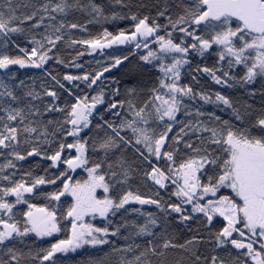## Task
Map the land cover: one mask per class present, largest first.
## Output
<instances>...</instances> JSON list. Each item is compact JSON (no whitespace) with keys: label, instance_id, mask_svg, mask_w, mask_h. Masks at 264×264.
I'll return each instance as SVG.
<instances>
[{"label":"snow or ice","instance_id":"6c2138e0","mask_svg":"<svg viewBox=\"0 0 264 264\" xmlns=\"http://www.w3.org/2000/svg\"><path fill=\"white\" fill-rule=\"evenodd\" d=\"M132 8V0H0V264H56L57 254L87 248L96 254L85 264H264V0H156L154 16ZM118 19L132 28L74 38ZM78 44L147 51L130 49L94 75L65 74L69 83L91 89L131 55L139 62L130 75L144 66L157 75L147 89L114 87L108 99L101 89L61 106L57 89L72 93L46 65L82 67L57 55L60 45ZM15 68L43 78H21ZM200 76L262 102L210 94ZM37 157L50 162L46 173L66 167L16 179V162ZM78 169L86 178L74 180ZM57 181L54 191L41 187ZM37 197L47 203L30 202ZM65 197L71 203L60 211Z\"/></svg>","mask_w":264,"mask_h":264},{"label":"trees","instance_id":"16d2710c","mask_svg":"<svg viewBox=\"0 0 264 264\" xmlns=\"http://www.w3.org/2000/svg\"><path fill=\"white\" fill-rule=\"evenodd\" d=\"M156 2V0H132L133 12H139L140 14L147 15H155V10L152 8V4ZM138 4H145L147 7L137 9L135 5ZM117 11H119V8H117ZM76 18L80 19L81 22H83V18L80 16L79 13H76ZM161 23L164 21L161 20ZM132 21L130 20H109V21H101L99 23H93L88 26L87 32H75L74 38L76 39H90L94 38L98 35H100L105 29H107L109 32L117 33L121 29H131L132 28ZM163 34V33H161ZM152 47H155V45H151ZM132 50L133 52H138L140 54L145 53L147 50L145 49H135L134 44H125V45H114L111 48H105V49H97L95 52H92L91 49H88L87 46L83 45H76L73 48H67L64 45H60V50L57 53L61 59L65 61V63H69L70 61H75V63L80 64L82 67H74L71 64H69L68 67H65L63 64H57L55 62V59L52 61H49V63L46 65V68L54 75H57V78L65 84V88L70 90L72 95H69L68 91L65 90H58V94L60 95L61 99L58 101V103L63 106L64 102L67 100L69 102H74V98L76 96H84L87 95L89 97L97 95L101 89L104 90L106 94V99L109 97V92L112 88H119L121 93L124 92V90L127 87L130 86H136L137 84L143 88L147 89L152 85V82L155 79V76L157 73L155 71H147L148 66H144V70L142 72L133 77L129 73V69L132 67V65H135L139 62L138 55H131L130 60L131 64L126 63L123 66L112 68L110 72L105 73L103 77H101V80L97 82V85L93 86V88L89 89L87 85L82 81H73L71 83L64 81L63 76L65 74L70 75H84L85 73H89L94 75L96 72L102 71L104 67H110L113 63V58L116 56H122V55H129V50ZM77 52H83L84 55L77 58L76 54ZM198 60H194V65L197 63ZM212 59L210 58L207 63L208 66L212 65ZM17 72V74L21 78L26 77H42V72L39 69H13ZM201 81V86L210 94L214 93L216 91H223L225 94H229L232 96V98L236 101L243 102L244 100H247L249 103H252L255 107H259L261 104V97L257 95L256 97H248L244 90L242 89H221L220 86L215 85L210 78L207 76H200L199 77ZM190 80V76H185L183 82L187 83ZM113 81H119L118 84H114ZM40 81L38 80L37 83ZM47 83L51 85V81L48 80ZM77 85H79L77 87ZM254 87L259 89L260 85L257 84ZM202 102H197V106H201ZM203 108L206 111H213L216 110L214 105L208 104V105H202ZM102 110L103 106H99ZM217 114H221L224 116V118H228L227 112L225 113H219L217 111ZM95 115V114H94ZM88 130L86 129L85 132ZM91 135V134H89ZM69 141H71V138H69ZM65 158H68L71 155H74L73 151H68L65 154ZM4 163L3 159L0 158V164ZM18 164V172L16 175V179H19L20 176L25 172L31 170L34 174V176H46V177H52L54 174H57L59 171H63L65 169V165H60L58 169H49V171L46 173L44 171L45 168H48V165L50 162L46 160H41L40 158H29L27 161H17ZM39 166H36V165ZM11 171V170H7ZM74 180H79L86 178V173L84 171H80L76 174L70 173ZM46 191H54L59 187H62V184L57 181V185H45L41 186ZM146 191V190H145ZM167 198V197H165ZM30 202L37 204L38 206H42L47 203L46 200H44L42 197L37 198H30ZM71 203V198L65 197L62 198V204L63 207L60 209V211H63L66 209L68 204ZM26 205H18L16 211L18 213H22L24 210H26ZM149 211H154V208H147ZM59 215V212H58ZM93 223L97 224L98 226L101 224L100 220L92 221ZM65 223V222H62ZM220 225L218 224L217 227ZM66 233L61 232L53 237L45 238L44 241L36 240L33 248H47L50 246L51 242H55L56 239L65 238ZM120 243H123V241H119ZM96 250L92 248H87L86 250H79L77 253H69L67 256H63L62 254H57L56 264H85V262L89 259L91 255H95ZM37 264H39V261H37Z\"/></svg>","mask_w":264,"mask_h":264},{"label":"rangeland","instance_id":"374dc122","mask_svg":"<svg viewBox=\"0 0 264 264\" xmlns=\"http://www.w3.org/2000/svg\"><path fill=\"white\" fill-rule=\"evenodd\" d=\"M80 171H83L82 169H78L76 172H74V174H76V173H78V172H80ZM224 191H227V190H224ZM68 198H71V197H68ZM96 220H100L99 218H96L95 220H93V221H96Z\"/></svg>","mask_w":264,"mask_h":264}]
</instances>
